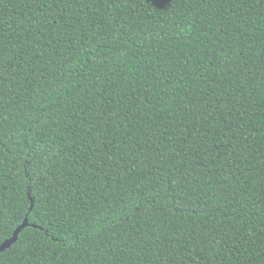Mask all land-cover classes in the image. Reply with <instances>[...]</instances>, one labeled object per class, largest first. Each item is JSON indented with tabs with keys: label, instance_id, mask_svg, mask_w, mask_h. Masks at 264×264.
Returning a JSON list of instances; mask_svg holds the SVG:
<instances>
[{
	"label": "trees",
	"instance_id": "obj_1",
	"mask_svg": "<svg viewBox=\"0 0 264 264\" xmlns=\"http://www.w3.org/2000/svg\"><path fill=\"white\" fill-rule=\"evenodd\" d=\"M0 264H264V0H0Z\"/></svg>",
	"mask_w": 264,
	"mask_h": 264
},
{
	"label": "water",
	"instance_id": "obj_2",
	"mask_svg": "<svg viewBox=\"0 0 264 264\" xmlns=\"http://www.w3.org/2000/svg\"><path fill=\"white\" fill-rule=\"evenodd\" d=\"M27 225H28V221H25V223L16 230V232L14 233V237L0 246V252L11 247L17 241L18 234L20 233V231L24 229Z\"/></svg>",
	"mask_w": 264,
	"mask_h": 264
}]
</instances>
